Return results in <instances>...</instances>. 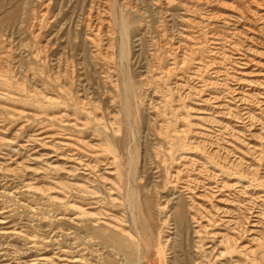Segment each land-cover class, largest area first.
I'll return each instance as SVG.
<instances>
[{
  "label": "rangeland",
  "instance_id": "1",
  "mask_svg": "<svg viewBox=\"0 0 264 264\" xmlns=\"http://www.w3.org/2000/svg\"><path fill=\"white\" fill-rule=\"evenodd\" d=\"M43 1H45L44 4H47V7H49V8H47L45 19L42 20L43 23L45 22L44 24L42 22L38 23L40 20V19H38V17L42 13L41 12L42 8H40L41 6H39V5ZM150 1H151V3H149ZM154 1H155V4H154ZM175 1L173 2V0H167V1L166 0H164V1L163 0H158V1H156V0H101L100 1V0H98V2H101V3L108 2L107 7H108L109 12L106 11V13L109 16V21L111 23L110 25L112 27H114V26L117 27L119 24L118 22L120 21L119 19L121 16V15H119L120 10L122 11L123 17L125 15L124 18H126L125 21L128 22L127 24H128V30H129V32H128V49H129V58L130 59L128 58V62H129L128 63V70H129L130 75L133 78V81L136 84L137 83L139 84L140 76L144 75L143 73L148 69L149 66L152 67L154 65L157 67H161L162 58L160 55L161 52H159V51H161L160 45L162 44V42L160 41V39L162 40V38H161L160 32H159L160 26L165 31L164 37H166V36H168L167 38L174 37L176 39L173 38V40L178 41V40H181L183 35H190L191 34V36L193 35L192 37L195 38L196 40H199L201 38L199 40L200 42L196 41V43L206 42L205 40H207V38L210 35L209 33L211 31L216 32L217 34H221V35H225L227 33L234 31V28H232V27H226V26H222V25L219 26L220 23H218V22H213V25H207L206 22L204 20H202L203 19L202 14L204 13V11H203L204 9L200 6L198 7L197 5H195L191 0H188V2H186L187 0H185V1L184 0H182V1L178 0L176 2ZM49 2H48V0L47 1L46 0H42V1L41 0H39V1L38 0H0V44L2 45V46L0 45V50L2 49V47H3V49H4V47H5V49H7V45H8V46H10V49H8V50H9V52H11L10 57H9L10 59H8L7 63L5 64L6 69L4 68V71L3 70L0 71L1 72L0 75L5 76L6 79L8 77L7 80L12 84V90H11L12 93L20 94L21 92L16 90V87L17 88L19 87L18 89H20V90H22L24 87L22 93L24 95L25 94L24 92H26L25 96H27L28 98H33V95H34V97H40L41 98V97H43L41 95H44V96L52 97L55 99L60 97L61 100H64L65 99L64 92L67 91L66 93L69 94V97L71 99L69 102L70 103L69 105H71V106L68 105V108L67 107L65 108L66 110H68L67 111V113H68L67 119L70 121V124H71V122H73V119L78 120L77 124H76V126L78 128H75V125L70 126V125L59 124V123H57V125H56V122H54V121L49 122L48 117H45L44 113H43L44 115L41 113L39 115V117L35 118V117H33V115H29V113L35 112L36 110L33 111V109L30 108L29 105H21L20 106L18 104L19 105L18 106L17 104L14 105V103L13 104L12 103H9V104L5 103V101L2 100L4 102V104H2V106L4 105V106H6V108L5 109H3L2 107L0 108V165H1L0 166V264H40V263H38L37 259L39 257H41V255L46 257V258H50L53 254H57V255L61 254L62 251L65 252V255L68 256V258L80 259V257H81V259L86 260V261L84 260L86 263L90 262L88 264H99V263L105 264L106 262H107L106 264H108V261H109V264H111V263L121 264L122 262L119 261L118 257L115 256L114 246H111L112 244L109 243V241L110 242L113 241L112 238H109V239L107 238L105 240L101 239V238L99 239L98 230L111 232L112 228H108V227L103 225V224H105L107 217L111 218V215L112 216H118V213H121L122 209H123L122 211H126L129 213L130 209H129L128 204L130 201L132 204L133 203L141 204L143 202L145 194H146L144 189H146L147 186L149 185L146 190H150L149 188H150L151 184H153V182H155V179H153L154 175H152V171L149 170L152 164H153L152 167L154 165L160 166L161 159L165 160L164 161L165 165L170 164V161H169L170 156L169 155L167 156V154H165V152H164L165 150H167L166 145H164L165 143L163 142L162 138L160 137L161 133H159L160 131L158 130V127L155 124V119L153 120V117L155 118V116H158V115H160V117H161V115L163 113L164 114L163 119H165V121H169L172 118V113H176V114L179 113L180 117H183V118L185 117L184 120L188 124V125L185 124L186 128L184 127V129L186 131L188 130L186 138L190 137V139H191L190 141L196 140L195 142L205 141V145H208L210 143L212 144L213 141L203 139V138H198V136H195V135H196V133L204 132V131H207V132L211 131L210 133H212L214 135V133L217 134L218 131L224 130L222 128H224L225 122L221 121V118H220L223 115L224 110L223 109H217V108L213 109V107H214L213 104H204L203 102L201 104L202 99L199 100L200 101L199 102L197 99L194 98V99H188L187 101L184 100L183 102L185 104L181 101V104H180L181 109H179L175 112H172L171 107H169L168 105L164 108L165 110H168V111L162 112V110L160 111L159 109L156 108L158 106L154 103V99L156 100V98H152V100H151V102L153 101L152 106H154L157 109L156 110L157 112L153 108L149 112L145 113V112H142V107L140 106V103L142 102V99H144L145 94L140 93V96H139V94H138V96H136L137 97L136 98V107H137L136 112L133 111L134 113L129 115L127 118L125 116H122V115H124V113L122 111V108H120L121 105L119 102L121 101L123 94L120 96L119 95L117 96V93L114 91L113 87L108 85V84H110V83H108L109 81L104 79V78H101L103 75L104 76L109 75V72L107 71L108 67H106L103 64L98 65L96 63H95L96 64V67H95L94 66L95 64L93 65V62L90 59V49L87 47V45L83 44V39H84L83 38L84 37L83 36L84 29L83 28L85 26L84 23H86L87 11L89 9L88 6L91 4V0H52V1L49 0ZM165 2H166V4H165ZM167 3H169V4L167 5ZM190 3L191 4L193 3L194 5L193 4L191 5ZM223 3L225 5L227 4V6L226 7H216L215 6V8L213 6L212 9H214L215 12H218V11L227 12L230 9L229 8L230 0H227V1L223 0ZM165 5H167V7ZM187 5H190L189 6V8H191L190 12H189L190 14H186L184 12V10H186L188 7ZM152 6H154V7H152ZM160 6H161V8L163 7L162 10H161ZM132 8H133V10H132ZM138 8H139V10H138ZM192 8H194V10ZM117 9H119V10H117ZM99 10H100L99 12L103 11L102 8H99ZM198 10H200L199 11L200 13H198ZM201 10H202V13H201ZM135 11H136V13H135ZM205 11H207V10H205ZM56 13H58V14H56ZM164 13H167V14H164ZM172 14L174 15L173 17H172ZM183 14H186V15H183ZM57 15H59V16H57ZM159 15H161V16H159ZM162 16L164 19L162 18ZM188 16H190L191 18ZM181 18H183V19H181ZM188 18L190 20H188ZM199 18H200V21H199ZM36 19H38V20H36ZM143 19H145V21ZM159 19H161V20H159ZM133 20H134V22H133ZM136 20H138L139 22ZM186 20H188V22ZM47 21L49 24L47 23ZM56 21H57V23H56ZM181 21H183V22H181ZM196 21H197V24H196ZM193 22H195V23H193ZM38 24H41V25L38 26ZM141 24L143 25V29H144L142 31L140 29V27H142ZM157 24H159V25H157ZM184 24H186V25H184ZM194 24H196V25H194ZM147 25H148V27H147ZM251 25L253 26V27L251 26V28H250L251 30H249L248 32H245L243 34V36H247V35L252 36L253 40L255 41L254 44H256V46H258L257 50L260 53V55H258V56L249 55L248 56V58H251L254 62L249 63V66H248L249 71L247 70V72H250V70H251V72H253L254 74H258V73L264 74V55L261 54V53H264L263 40H261L262 38H260L259 33L257 31H255V29H254L256 27V25L255 24H251ZM166 26H169L170 28L166 27ZM144 27H146V28H144ZM184 27H186V28H184ZM59 28H60V31H59ZM133 28H134V30H132ZM154 28H156V30ZM36 29L37 30L39 29V31H37ZM203 29H204V31L202 32ZM239 29L240 28H238V30ZM193 30H194V32H193ZM135 31L138 33V35H137V33H135ZM156 31H158L157 32L159 34L158 37H160V38L156 37L158 35L156 33ZM205 31H207V32H205ZM79 32H82V35ZM35 33H37V35ZM133 33H135V34H133ZM169 33H170V35H168ZM55 34H57V35L55 36ZM179 34H183V35H181L182 37ZM33 35H35V36H33ZM142 35H144V37ZM198 35H199V37H198ZM54 36H55V38H54ZM205 36H208V37H205ZM243 36H241V37H243ZM35 37H37V38H35ZM139 37H142V38H139ZM139 39H140V42H139ZM118 40H119V38H118ZM130 40H131V43H130ZM153 40L157 44L154 42L152 43ZM141 42L143 43V45L141 44ZM117 43H119V41ZM151 43L153 45H151ZM78 44H80V45H78ZM260 44H261V46H260ZM154 47H157V48H155V51H154ZM11 48H12V50H11ZM88 50H89V52H88ZM36 51L38 52V54L36 53ZM145 51H147L146 54H145ZM86 52H88L89 54ZM149 52H152V53L154 52L153 54L155 56L153 54H152V56L157 57V58L155 59L154 57H152L151 53H150V56H151V59H150V56L148 54ZM34 53L39 56L38 60H37V58L35 59ZM156 53H157V55H156ZM158 54H159V57H158ZM32 55L34 57H32ZM205 56L206 55L203 54L202 58ZM88 57H89V59H88ZM41 58H43V59H41ZM65 59H66V63H65ZM145 59H146V62L148 61L147 63L145 62ZM59 60H61L60 63H62V65L60 64L61 66L59 69H61V71L58 69V76H57V62ZM154 60H155V62H154ZM85 61H87V62H85ZM152 63H153V65H152ZM11 64L13 67H11ZM65 64H66V67H65ZM87 64H89V66H87ZM156 64H158V65H156ZM7 65H10V69H8L9 67H7ZM91 65L94 67L91 68L90 67ZM71 66L73 68H71ZM97 66L98 67L100 66V68H98ZM133 66H134V68H133ZM217 66H219V65L216 64L215 67H217ZM254 66H256V67H254ZM54 67H55V70H54ZM139 67H141V68H139ZM94 68H95V70H94ZM137 69H139V70H137ZM101 70L103 72L105 71V73H101L102 72ZM133 70H136V71H133ZM140 70H144V71H140ZM59 71L61 72V74L59 73ZM54 72H55L56 76H54V74H53ZM62 72H64V73H62ZM98 72H100L102 74V76H100L101 74ZM68 73L70 76L68 75ZM133 74H136V75H133ZM12 75H14V77ZM32 75H34V76H32ZM137 75H139V77H137ZM202 75H201L202 80L214 81V79H215L214 78L215 76L213 77V75L210 74V72L202 74ZM53 76L57 77V78L54 79ZM59 76L62 78L59 79ZM64 76H67V77H64ZM11 77H13V78L16 77V78L13 79ZM32 77H33V79H32ZM64 78H67V79H64ZM100 78H101V80H100ZM258 78H259V76H253L252 75L251 78H247V80H253V79H258ZM17 80L20 83H18ZM53 80H56L55 83ZM62 80H64V81H62ZM105 80H106V82H104ZM194 82L197 83V81H194ZM194 82H192V83L196 84ZM62 83H65V84H62ZM69 83H71L72 86ZM17 84H19V85L21 84V85L19 86ZM22 84H23V86H22ZM58 84H60V85L57 86ZM100 86H102V89H100L101 88ZM107 86H109V87H107ZM61 87H63V88H61ZM103 87H105L106 89ZM213 87H214V89L217 88L215 86H213ZM2 88H4V87L0 85V89H2ZM60 89H61V92H60ZM26 90H28V91H26ZM69 90H71L72 92L70 93ZM209 90L212 91L211 88ZM245 90L247 91L249 89L245 88ZM36 91L37 92L39 91V93L40 94L42 93V94L39 95V93H36ZM44 91H46V93ZM62 91H64V92H62ZM106 91H107V93H106ZM56 92H58V93H56ZM52 94H54L56 96L54 97V95L52 96ZM79 94H81L82 96L80 95L77 97V95H79ZM107 94H109V95H107ZM74 95H75V97H74ZM83 95L85 96L86 99H84ZM13 96H17V95H13ZM105 96H106V98H105ZM111 97H112V99H111ZM60 99H59V101H60ZM76 99H79V100L82 99V101L84 99V101H87V102L83 101L84 104L88 103L85 105V108L87 111L86 115L85 114H78L75 112L74 103H75ZM112 100L114 103L111 104L110 102ZM88 105L90 106L91 109L88 107ZM186 106L190 107V109L189 108L187 109ZM111 108H113V109H111ZM158 108H160V106H158ZM191 108L195 109L194 110L195 112L192 110L193 111V113H192ZM28 109H29V111H28ZM19 110H21V111H19ZM199 110H202L203 112L199 111ZM18 111L23 112V113L17 114ZM198 111L202 112V113H204V111H205L207 113V114L206 113H204V114H206L205 117H207L206 119L208 120V122L206 119H204L205 122H204V120L198 119V116H199V115H197ZM25 112H27V113H25ZM38 112L40 113V111H38ZM109 112L111 113V115L116 117L117 125H120V126L122 125L120 127L121 133L119 132L117 137L121 138L125 133L127 134V140L124 142V144L119 143L117 137L110 136L111 135L110 133L105 134V133L99 132L98 124L95 121L96 120L95 118H97V119L101 118L103 123H107V122L109 123L110 122L109 117H111ZM115 113L116 114L118 113V116L115 115ZM148 113H150V114H148ZM184 113H185V115H184ZM165 114H167V115H165ZM69 115H71L72 118H70ZM100 115H102V116H100ZM146 115H147V117L145 120ZM191 115H193L192 116L193 118L191 117ZM139 116H141V117L139 118ZM78 117H79V119H78ZM122 117H124V118H122ZM195 117H197V118H195ZM209 119H211V120H209ZM126 120H127V122H125ZM190 121H191L192 125L195 123L193 127H192ZM39 122H41V123H39ZM206 122L211 123V124H207ZM217 122H218V124H217ZM123 123H124L125 127L123 126ZM214 123H215V125H214ZM50 124H52V125H50ZM199 124H200V126H199ZM39 125L41 127L43 125L49 126V129L51 131L53 129L54 130L53 132H56V131H57V133L60 132L59 134L62 137L61 138L60 137L54 138V142H56V143L60 142V140L66 138V137L67 138L71 137L70 139H72V140H77V139L83 140V142L88 143V146L84 150V149H81L80 147H78L77 145H74V143H70L69 147L60 146L61 149L64 148L65 150L64 149H62L61 151L57 150V153H56L55 149H53L50 145H48V143L46 144V142H48V141L43 140V137H45V135L39 134L40 133L38 131V129L40 128ZM86 125L88 127H86ZM212 125L214 128L212 127ZM142 126H143V128H142ZM150 126H152V127H150ZM202 126H204V127L202 128ZM232 127H234V126L232 125ZM125 128H126V130H125ZM155 128H157L156 130H158V131L155 132ZM190 128L193 130L192 132H191ZM137 129L139 130V132ZM253 129L254 130L244 131L243 136L245 137L246 143H249L251 145L252 144H254V145L255 144L256 145L262 144V146L264 147V140H261V139L259 140L255 137L256 135L259 134V132L256 131L257 129H259V127H257V129L256 128H253ZM62 130H64V131H62ZM236 130L237 129L235 128L234 131H236ZM144 132H145V136L148 137L149 140H147L148 138H146L143 135ZM194 132H196V133H194ZM35 133H38V134L34 135ZM139 133H142V134L139 135ZM191 133H193L194 136ZM134 134H135V136H134ZM136 134H138V135H136ZM108 138L110 141H108ZM128 138H129V140H128ZM139 138L141 141L139 140ZM144 140H147V142ZM98 141L103 143L105 146L104 148H102L104 150L103 151L104 155L109 159L110 162H113V165L111 167H107L105 165H102L99 172H98V167L93 169L92 168L93 163L90 162V158L93 157L92 152L98 151V147H97L98 143H99ZM104 141H106L107 143ZM227 141H228L229 146L226 147L224 150L227 149L228 152L230 151L229 153L227 152L228 158L232 159V158L237 157L238 155L236 154L235 150L234 151L232 150L233 146L231 144H233V143H231L232 141H230V138ZM35 142H37V143H35ZM42 142H44V143H42ZM39 143H40V145H39ZM145 143H146L147 147H145V145H144ZM192 143L190 145H187L186 147L192 149L195 146V144H192ZM107 144L110 145L109 148H108L109 145L107 146ZM131 144H132V146H131ZM158 144H159V147H158ZM45 145L52 148V150L48 149L49 147L48 148L45 147ZM140 145H142V146H140ZM154 147L158 148L160 155L163 156V157L159 156V157H161V159L159 158L160 161H159V159H156L153 155L154 152H152V149ZM186 147L184 148L182 153H184L186 149H187L186 151H188V148H186ZM143 148L145 149V151L147 153L144 151ZM126 149L128 151H126ZM65 152H68V153H65ZM222 153H223V151H222ZM81 155H82V157H80V159H81V161H80V159L77 157H79ZM86 155L89 157H87ZM142 155H143V157H142ZM62 156H64V157H62ZM62 159H64V160H62ZM84 159H85V162L82 161ZM144 159H146V160H144ZM166 160L168 163L166 162ZM152 161H154V162H152ZM245 161L247 163L250 162L249 158L245 159ZM19 163H21L20 166L23 168H21L19 166ZM145 165L148 167H146ZM187 165L188 164H186V166ZM12 167H13V169L11 170L10 168H12ZM17 167H20V168H17ZM162 167H160L161 170H162ZM262 170L264 171V166L259 168L260 177H262L264 175V172H262ZM95 173H96V175H94ZM111 174H114L116 181L123 187L122 196H123L124 201H125L124 205H122L121 202H112L111 200H112V198H114V196H111V195L109 196L105 190L106 188L110 187L108 185L109 182L108 181L104 182L103 180L98 179V175H103L106 178H111L112 177ZM74 184H85L86 186H89L90 189L94 190L96 192V194H90L88 192L78 190V189L74 188ZM34 186H35V188H34ZM260 190H261L259 193L260 194V202L257 203L256 207L258 205H260V212L261 211L262 212H261V214L259 213L260 214L259 218L252 217L249 220V222L251 224L250 225L244 224L245 225L244 227L249 226L248 228L252 231H255V232H257L259 230L260 232L258 231L259 234L257 233V235H260L261 236L260 238H262V242H264L263 241V239H264L263 238L264 237V218L262 219V217H264V213H263L264 212V210H263L264 209V202H263V200H264V192H263L264 187L260 188ZM9 193H11L12 195ZM7 194H9V195H7ZM128 195L132 197V198H130V201H129ZM232 199H235V198H232ZM232 199L230 197L229 200H232ZM203 201L204 200H199L197 202L203 204V206H205L207 209H209L210 204L208 205V203H206V202L203 203ZM73 203L78 204L80 206L83 205L82 208L85 211H88L90 214H94V215L93 216L91 215L92 217L86 218V219H84V218L83 219H74V217H76V211H75L74 207L71 206ZM100 203L105 207H103ZM229 203H230V201L228 203L225 202L222 204H217L218 205L217 209L218 208L221 209V210L219 209V211H216L217 217L219 219L222 218V220L223 219L224 220H227V219L233 220V218H234V222L237 219H238L237 222L240 221L241 215L244 212H242V211L240 212V208L237 207V203L234 200L232 201L233 204L230 203L231 204L230 205ZM223 207H225L227 209H225ZM125 208H126V210H125ZM101 209H103V210H101ZM228 210H230V211H228ZM257 210L258 209H256L255 211H257ZM98 213H101L102 215L98 216ZM238 213H240V214H238ZM106 214H107V216L104 217V215H106ZM218 215L222 216V217H219ZM59 216H65V219L60 220ZM95 216H96V218H95ZM158 216L160 217V219ZM158 216H157L156 224H157V226H160L162 224V221H164V219H163L164 215L162 214V215H158ZM97 217L100 218L101 220H103V221L100 220L101 222H99V223H102L101 225H98V222H96V221H98ZM224 217H226V218H224ZM257 219H259V220H257ZM68 220H70V221H68ZM159 220L161 221V224H160V222H158ZM258 222H259V224H258ZM187 224L188 225L184 226L186 228L183 227L180 231L177 232L178 236L176 235L177 239L175 240L177 245H179L178 246L179 252H177L176 254H178L180 256L182 255V257L175 255V256H177L176 259L179 261L180 264H190V263L194 264L195 262H198L201 260H204L203 261L204 263L208 262L209 264H213V263L214 264H225V263L226 264L227 263L228 264H235V261L237 259L240 258L243 260V257H244V259L247 258V256L245 257L243 255L244 251L235 250V253L232 254V260L229 263V261L226 260L227 258H225V259L218 258L219 256H217V252H215V254H214V252H213V254L208 253L210 247H215L216 248L215 251L216 250L219 251L221 249L218 247L219 239L212 238V236H210L211 238L208 236H205L204 235L205 233L202 232L201 236L204 240V243H206V245H207V246L206 245L204 246L206 253H203L202 251L197 249L195 247V244H194L192 231H193V227H196L197 224H193V226H192V223L188 222ZM205 224H206L205 222H202V225H205ZM189 226L191 227V229ZM211 226H213V227H211ZM259 226L261 227V229ZM220 228H224V227L220 226L219 223L216 226L210 224L209 227L207 228L209 231L208 230L207 231L208 232H212V231L217 232L218 231L220 233H227V234H229V236H232V234H233V236L236 235V232L234 230L230 232L231 228L229 229L227 227L228 229L224 228L223 230ZM104 229H106V230H104ZM186 229H187L188 234L184 233V232H186ZM213 229H215V230H213ZM256 229H257V231H256ZM191 232H192V234H191ZM168 233H172V232L169 231ZM180 233H181V235H179ZM184 234L185 235L187 234L186 238H184L185 237ZM182 235H183V237H180ZM30 236H32L33 239ZM189 236H190V238H189ZM179 237H180V239H179ZM247 237H249V236H246V238H245V236L242 237L241 238L242 242H241V239L239 240V243H242L241 246H245V245H247L246 247L251 246L250 241H248V239L250 240V237L249 238H247ZM243 238H245L247 240H245ZM187 239H189V240H187ZM177 240L179 241V244H178ZM211 240H212V242H211ZM106 241L108 242V244ZM213 241H214V243H213ZM101 242H103L104 244ZM184 242L186 245L184 244ZM180 243H182V245H180ZM188 243L189 244L191 243V244L189 245ZM109 245H110V247H109ZM113 245H114V243H113ZM180 246H181V248H180ZM185 246H186V248H185ZM191 247H194V248H191ZM180 249L183 253L180 251ZM263 251H264V249L262 251H260V254L258 255V257L260 256L261 259H260V257L259 258L257 257L256 260H258V261H254L252 264H264V260H263L264 259V252ZM168 253L169 252H167V254H166L167 260H169V257H171V255H168ZM202 253H203V255H202ZM198 254H200V255L198 256ZM197 257H198V259H196ZM205 257H206V259H205ZM103 258H105V259L103 260ZM183 259H185V260H183ZM208 259H210V260H208ZM246 264H249V263H246Z\"/></svg>",
  "mask_w": 264,
  "mask_h": 264
},
{
  "label": "bare ground",
  "instance_id": "2",
  "mask_svg": "<svg viewBox=\"0 0 264 264\" xmlns=\"http://www.w3.org/2000/svg\"><path fill=\"white\" fill-rule=\"evenodd\" d=\"M156 1H158V0H156ZM174 1L175 0H173V2ZM176 1H178V0H176ZM191 1L195 5H197L198 7L200 6L204 9V10L202 9L204 11V13L202 14L203 15L202 20H204L207 25H213V22H218V23H220L219 26L222 25V26H226V27H232V28H234V31L227 33L225 35H221V34H217L216 32H213L210 30L211 32L209 33L210 34L209 37L205 36V37H208L207 40H205L206 42L196 43V41H199L201 38L199 40H196L195 38L192 37L193 35L191 36V34L190 35L179 34L180 36L183 35V37L181 36L182 37L181 40L175 41V40H173L174 37H170V38H167L168 36L164 37L165 31L161 28V26H160V28L158 27L159 32H160V36L162 38V40L160 39V41L162 42V44L160 45L161 51H159V52H161L160 55L162 58V64H161V67L154 66L153 63H152V65H153L152 67L148 65L149 67L143 73L144 75L140 76L139 84L138 83L136 84L133 81V78L130 75L129 70H128V63H129L128 62V58H129L128 32H129V30H128V24H127L128 22L125 21L126 18H124L125 15L123 17L122 11L120 10L119 15H121V16L119 19L120 21L118 22L119 24L117 27H115V26L112 27L110 25L111 23L109 21V16L106 13V11H108V7H107L108 2L101 3V2H98V0H91V4L88 6L89 9H88V11L86 10L87 11V18H86V23H84L85 26L83 28L84 29L83 44L87 45V47L90 49V59L92 60L93 65L96 63L98 65L103 64L106 67H108L107 68L108 69L107 71L109 72L108 76H106V75L105 76L103 75L104 77L102 76L101 73H105V71L103 72L101 70L102 71L101 73L98 72L101 74L100 75V76H102L101 78H104V79L109 81L108 83H110V84H108V85L113 87L114 91L117 93V96L118 95L120 96L123 94V97L121 96L122 98H121V101L119 102L121 105L120 108H122V111L124 113V115H122V116H125L127 118L129 115L136 112V110H137V107H136V98L137 97L136 96H138V94L140 96V93L145 94L144 99H142V102L140 103V106L142 107V112H145V113L149 112L153 108L155 109V111L157 109H159L160 111L162 110V112H166L168 110H165L164 108L167 105L169 107H171L172 112H175V111L181 109L180 108L181 107V105H180L181 101L183 102L184 100L187 101L188 99H194V98L197 99L198 101L202 99L201 104H202V102L204 104H213V106H214L213 109L217 108V109H223L224 110L223 115L222 116L220 115L221 121L225 122L224 128H222L224 130H220V131H218L217 134L214 133V135L212 133H210L211 131L210 132L204 131V132H199V133L194 132V133H196L195 136H198V138H203V139L213 141L212 144L210 143L208 145H205V141H202V140H201L202 142H195L196 140L190 141L191 140L190 137L186 138L188 130L186 131L184 129V127L186 128L185 124H187V123L184 120L185 117L184 118L180 117L179 113L176 114V113L171 112L172 118L169 121H165V119H163L164 118L163 113H162L161 117H160V115L155 116V118L153 117V120L155 119V124L158 127V130L160 131L159 133H161L160 137L162 138L163 142L165 143L164 145H166L167 150H165L164 152H165V154H167V156L168 155L170 156L169 157L170 164L169 165L164 164L165 160L161 159V157H159L162 155H160L158 148L154 147L152 149V152H154L153 155L156 159H159V158L161 159V161L159 159L161 164H160V166L154 165L152 167L153 164L151 165V167L149 166L150 167L149 170H151L152 175H154L153 179H155V182H153V184H151V186L149 188L150 190H146L149 185L147 186L146 189H144L146 194H145L143 202L141 204H138V203L132 204L130 201V198H132V197L128 195V198L130 201V202L128 201L129 202L128 206H129L130 212L128 213L126 211H122L123 210L122 209L121 213H118V216H112L111 215V218L107 217V220H106L105 224H103V225L108 227V228H112L111 232L98 230L99 239L101 238V239L105 240L107 238L108 239L112 238L113 241H111V242L109 241V243L112 244L111 246H114L115 256L118 257L119 261H121L123 264H180L179 261L176 259L177 256H175V255H178L176 253L179 252V250H178L179 245H177L175 240L177 239L176 238L177 232L180 231L185 225H188L187 224L188 222L192 223V226H193V224H197L196 227H193V231H192L195 247L197 249H199L200 251H202L203 253H206L205 249H204V246L206 245V243H204V240L201 236L202 232L205 233L204 234L205 236H208V237L212 236V238H217V239H219L218 247L221 249L219 251H217V250L215 251V249H216L215 247H210L208 253L213 254V252H214V254H215V252H217V256H219L218 258H222V259L227 258L226 260L229 261V263L232 260V254L235 253V250L244 251L243 255L245 257L247 256L246 259H244V257H243V260L240 258L237 259L236 261L234 260L235 264H246V263L252 264L254 261H258V260H256V258L260 254V251H262L264 249V242H262V238H260L261 236L257 235L259 230L257 231V229H256L257 232H255V231L250 230L248 228L249 226L244 227L245 225L251 224L249 222V220L252 217L259 218V215L262 212V211L260 212V205H258L257 207H256V205L258 202H260V194H259L261 191L260 188L264 187V175L262 174L263 176L260 177V173H259V168L264 166V147L262 146V144H259V145L252 144L251 145L249 143H246L245 137L243 136L244 131L254 130L253 128L257 129V127H259V129L256 130L259 132V134L256 135L255 137L259 140L260 139L264 140V74H260V73L254 74L253 72H251V70H250V72H247V70L249 71V68H248L249 63L254 62L251 58H248V56L249 55L258 56V55H260V53L257 50L258 46H256V44H254L255 41L253 40L252 36H249V35L243 36V34L245 32H248L249 30H251L250 29L252 26L251 24H255L256 27L254 29H255V31H257L259 33V36H260V38H262L261 40H263V44H264V0H230V5H229L230 9L228 11L226 10L227 12H220V11L215 12L214 9H212L213 6H214V8H215V6L216 7H226L227 4L225 5L223 3V0H191ZM48 2H49V0H48ZM186 2H188V0ZM44 3H45V1L41 2V4L39 5V6H41L40 8H42V11H41L42 13L38 17V19H40L38 23H41V22L43 23L42 20L45 19L47 8H49V7H47V4H44ZM149 3H151V1ZM154 4H155V1H154ZM165 4H166V2H165ZM168 4L169 3H167V5ZM167 5H165V6L167 7ZM187 6L188 7L186 10H184V12L186 14H190L189 13L190 9H191V8H189L190 5H187ZM152 7H154V6H152ZM99 8L103 9V11H101L102 13L99 12L100 11ZM160 8H161V6H160ZM162 8H161V10H162ZM192 9L194 10V8H192ZM117 10H119V9H117ZM132 10H133V8H132ZM138 10H139V8H138ZM202 10H201V13H202ZM205 10H207V11H205ZM199 11L200 10H198V13H200ZM135 13H136V11H135ZM56 14H58V13H56ZM164 14H167V13H164ZM186 14H183V15H186ZM57 16H59V15H57ZM159 16H161V15H159ZM173 16L174 15L172 14V17ZM190 16H188V17H190ZM162 18H163V16H162ZM38 19H36V20H38ZM161 19H159V20H161ZM181 19H183V18H181ZM143 20L145 21V19H143ZM188 20H190V19L188 18ZM188 20H186V21L188 22ZM136 21H138V20H136ZM183 21H181V22H183ZM197 21H196V24H197ZM199 21H200V18H199ZM133 22H134V20H133ZM47 23H48V21H47ZM56 23H57V21H56ZM193 23H195V22H193ZM186 24H184V25H186ZM196 24H194V25H196ZM39 25H41V24H38V26ZM157 25H159V24H157ZM141 26L142 27H140V29L142 31L144 29H143L142 24H141ZM147 27H148V25H147ZM166 27H169V26H166ZM144 28H146V27H144ZM184 28H186V27H184ZM238 28H240V29L238 30ZM154 29L156 30V28H154ZM132 30H134V28ZM194 30H193V32H194ZM37 31H39V29ZM59 31H60V28H59ZM203 31H204V29L202 30V32ZM157 32L158 31H156V33ZM205 32H207V31H205ZM37 33H35V34L37 35ZM79 33H81V35H82V32H79ZM135 33H137V32L135 31ZM135 33H133V34H135ZM56 35L57 34H55V36ZM137 35H138V33H137ZM168 35H170V33ZM33 36H35V35H33ZM55 36H54V38H55ZM142 36L144 37V35H142ZM158 36H159V34L156 37H158ZM241 36H243V37H241ZM198 37H199V35H198ZM35 38H37V37H35ZM118 38H119V40H118ZM139 38H142V37H139ZM158 38H160V37H158ZM174 39H176V38H174ZM118 41H119V43H117ZM139 42H140V39H139ZM142 42H141V44L143 45ZM153 42L156 43L154 40L152 41V43ZM130 43H131V40H130ZM152 43H151V45H153ZM78 45H80V44H78ZM260 46H261V44H260ZM155 48H157V47H154V51H155ZM8 49H10V46L7 45V49H5V47L3 49V47H2V49L0 50V71H2V70L4 71L5 64L7 63L8 59H10L9 57H10L11 52H9ZM11 50H12V48H11ZM88 52H89V50H88ZM88 52H86V53H88ZM146 52L147 51H145V54H146ZM36 53L38 54L37 51H36ZM150 53L152 56V54L154 52L153 53L149 52L148 53L149 56H150ZM203 54H205L206 56L202 58ZM261 54L264 55V53H261ZM156 55H157V53H156ZM34 56H35V59L36 58H37V60L39 59L38 55L35 54ZM34 56L32 55V57H34ZM151 56H150V59H151ZM154 56H152V57H154ZM158 57H159V54H158ZM154 58L156 59L157 57H154ZM41 59H43V58H41ZM88 59H89V57H88ZM60 61L61 60H59L57 62V76H58V69L62 65V63H60ZM87 61H85V62H87ZM145 62H146V59H145ZM154 62H155V60H154ZM65 63H66V59H65ZM96 64L94 65L95 67H96ZM216 64L219 66L215 67ZM156 65H158V64H156ZM87 66H89V64H87ZM94 66L91 65L90 67L92 68ZM7 67H9L8 69H10V65H7ZM11 67H13L12 64H11ZM65 67H66V64H65ZM254 67H256V66H254ZM71 68H73V67L71 66ZM98 68H100V66ZM133 68H134V66H133ZM139 68H141V67H139ZM54 70H55V67H54ZM59 70L61 71V69H59ZM94 70H95V68H94ZM137 70H139V69H137ZM60 71H59V73L61 74ZM133 71H136V70H133ZM140 71H144V70H140ZM55 72L53 73L54 76H56ZM64 72H62V73H64ZM208 72H210V74H212L213 77L215 76L214 81L202 80L201 75L208 73ZM68 75H69V73H68ZM133 75H136V74H133ZM252 75L253 76H259V78L253 79V80H247V78H251ZM12 76L14 77V75H12ZM32 76H34V75H32ZM13 77H11V78H13ZM64 77H67V76H64ZM137 77H139V75H137ZM15 78H13V79H15ZM55 78H57V77H54V79ZM61 78L62 77L59 76V79H61ZM101 78H100V80H101ZM7 79H8V77H7ZM7 79L5 78V76L0 75V85L4 87V88L0 89V97L2 96L0 98V108L1 107L3 109L6 108V106H4V105L2 106V104H4L3 101H5V103H8V104L9 103H12V104L14 103V105L19 104L20 106L21 105H29L30 108L33 109V111L36 110L35 112L29 113V115H33V117H35V118L39 117V115L41 113L42 114L44 113L45 117H48L49 122L54 121V122H56V125H57V123L66 124V125H70V126L75 125V128H78L76 126L78 120L73 119V122H71V124H70V121L67 119L68 118V113H67L68 110H66L65 108L66 107L68 108V105L70 104L69 102L71 100L69 97V94L66 93L67 91L66 92L62 91V92H64V95H65L64 97L66 100L65 99L61 100L60 97L55 99L52 97L41 95L42 93L41 94L39 93L40 90L38 92L36 91V93H39V95H41L43 97H41V98L40 97H34V95H33V98H28L27 96H25L26 92H24L25 93L24 95L22 93L24 87L22 90L18 89L19 87L18 88L16 87V90H18L22 94L21 93L20 94L12 93V91H11L12 90V84ZM32 79H33V77H32ZM64 79H67V78H64ZM106 80L104 82H106ZM53 81L55 83L56 80H53ZM62 81H64V80H62ZM194 81H197V83ZM17 82H18V80H17ZM192 82H194L196 84H193ZM18 83H20V82H18ZM65 83H62V84H65ZM69 84H71V83H69ZM17 85H19V84H17ZM59 85L60 84H58L57 86H59ZM22 86H23V84H22ZM71 86H72V84H71ZM213 86H215L217 88L214 89ZM100 87L99 88L102 89V86H100ZM107 87H109V86H107ZM61 88H63V87H61ZM103 88H105V87H103ZM210 88L212 89V91L209 90ZM245 88H248L249 90L246 91ZM26 91H28V90H26ZM44 92L46 93V91H44ZM60 92H61V89H60ZM69 92L71 93L72 91L69 90ZM56 93H58V92H56ZM106 93H107V91H106ZM13 95H17V96H13ZM53 95L54 94H52V96ZM80 95L81 94L77 95V97ZM107 95H109V94H107ZM55 96L56 95H54V97ZM106 96H105V98H106ZM74 97H75V95H74ZM152 98H156V100L154 99V103L156 105L160 106V108H158V106H157L156 107L157 109H156L154 106H152V104H153V101L151 102ZM59 99H60V101H59ZM79 99H76L75 103H74L75 112L78 114H85L86 115L87 111H86L85 105L88 104V103L84 104V102H87V101H84V99H86V98L84 96V99H83L84 102L82 101V99L81 100H79ZM111 99H112V97H111ZM113 100L111 102L110 101L109 102L112 104V103H114ZM69 106H71V105H69ZM88 107L90 108L89 105H88ZM186 108L190 109V107H187V106H186ZM29 109H28V111H29ZM111 109H113V108H111ZM192 110L194 111L195 109L191 108V111ZM19 111H21V110H19ZM19 111L17 112V114L23 113V112H19ZM38 111H40V113ZM193 111H192V113H193ZM199 111H202V110H199ZM199 111L197 113V115H199L198 119L199 120L206 119L207 117H205V116L207 113L204 111V113H206V114H204V113H202L203 111L202 112H199ZM25 113H27V112H25ZM185 113H184V115H185ZM148 114H150V113H148ZM110 115H111V113H110ZM115 115L118 116V113L117 114L115 113ZM165 115H167V114H165ZM69 116H70V118H72L71 115H69ZM100 116H102V115H100ZM192 116L193 115H191V117ZM140 117L141 116H139V118ZM146 117H147V115L145 116V120H146ZM122 118H124V117H122ZM195 118H197V117H195ZM78 119H79V117H78ZM95 119H96L95 121L98 124V129H99L100 133H105V134L110 133L111 134L110 136L117 137L118 133L120 132V127L122 125L121 126L117 125L116 117L111 115V117H109V119H110L109 123L108 122L103 123L101 118H98V119L95 118ZM209 120H211V119H209ZM125 122H127V120ZM204 122H205V120H204ZM207 122H208V120H207ZM39 123H41V122H39ZM190 123H191V121H190ZM194 124L192 125V123H191L192 127L194 126ZM207 124H211V123H207ZM217 124H218V122H217ZM50 125H52V124H50ZM214 125H215V123H214ZM232 125L234 127H232ZM43 126L42 127L40 126V128L38 129V131L40 132L39 134L45 135V137H43V140L48 141V142H46V144L48 143V145H50L53 149H55L56 153H57V150L61 151L62 149H64V148L61 149L60 146L69 147L70 143H74V145H77L78 147H80L81 149H84V150L88 146V143L83 142V140H78V139L72 140V139H70L71 137H69V138L66 137V138L60 140V142L56 143V142H54V138H59V137L61 138L62 136H60V134H59L60 132L59 133H57V131L53 132L54 130L52 129V131H51L49 129V126H44V127ZM123 126H124V123H123ZM199 126H200V124H199ZM86 127H88V126L86 125ZM150 127H152V126H150ZM203 127L204 126H202V128ZM212 127H213V125H212ZM142 128H143V126H142ZM235 128L237 129L236 131H234ZM156 129L157 128H155V132L158 131ZM125 130H126V128H125ZM190 130H191V132L193 131L191 128H190ZM62 131H64V130H62ZM138 132H139V130H138ZM145 132L143 134L144 136H145ZM36 134H38V133H35L34 135H36ZM140 134H142V133H139V135ZM191 134L193 135V133H191ZM136 135H138V134H136ZM134 136H135V134H134ZM228 137L230 138V141H232L231 143H233V144H231L233 146L232 150L233 151L235 150L236 154L238 155L237 157L232 158V159L228 158V153L230 151L228 152L227 149L224 150L226 147L229 146L228 141H227L229 139ZM146 138H148V137H146ZM126 140H127V134L126 133L121 138H118L119 143H122V144H124V142ZM128 140H129V138H128ZM139 140H140V138H139ZM147 140H149V138ZM147 140H144V141L147 142ZM106 141H104V142H106ZM108 141H110L109 138H108ZM35 143H37V142H35ZM42 143H44V142H42ZM191 143L195 144L194 147L192 146L193 147L192 149L186 147L187 145H190ZM39 145H40V143H39ZM108 145L109 144H107V146ZM142 145H140V146H142ZM144 145H145V147H147L146 143ZM131 146H132V144H131ZM45 147L48 148L49 146L45 145ZM97 147H98V151L92 152L93 157L90 158V162L93 163V166H92L93 169L98 167V172H99L102 165H105L107 167H111L113 165V162H110L109 159L104 155V153H103L104 150L102 148H104L105 146L103 143L99 142ZM109 147H110V145L108 146V148ZM158 147H159V144H158ZM185 147L188 148V151H186L187 150L186 149L185 152L182 153V151L184 150ZM52 148L49 147L48 149L52 150ZM126 151H128V150L126 149ZM144 151H145V149H144ZM222 151H223V153H222ZM65 153H68V152H65ZM62 157H64V156H62ZM80 157H82V155L77 157V158L80 159ZM87 157H89V156H87ZM142 157H143V155H142ZM247 158H249V161H250L249 163H247L245 161V159H247ZM62 160H64V159H62ZM144 160H146V159H144ZM167 160H166V162H167ZM80 161H81V159H80ZM82 161L85 162V159ZM152 162H154V161H152ZM21 163H19V166ZM186 164H188V165L186 166ZM20 167H17V168H20ZM146 167H148V166H146ZM160 167H162V170L160 169ZM21 168H23V167H21ZM10 169L12 170L13 167ZM262 172H264V171L262 170ZM94 175H96V173ZM111 176H112L111 178H106L103 175H98V179L103 180L104 182H106V181L109 182L108 185L110 187L106 188L105 190L109 196L110 195L114 196V198H112L111 201L112 202H121L122 205H124L125 201H124V198L122 196L123 187L116 181L114 174H111ZM34 188H35V186H34ZM74 188L81 190V191H84V192H88L90 194H96V192L94 190L90 189V187L86 186L85 184H74ZM9 194H11V193H9ZM9 194H7V195H9ZM230 197H231V199L232 198H235V199L229 200ZM199 200H204L203 203L206 202V203H208V205L210 204L209 209H207L205 206H203V204L197 202ZM233 200L237 203V207L240 208V212L241 211L244 212L243 214L241 213L242 214L241 220L237 222V220H238L237 219L234 222V218H233V220L232 219H227V220L223 219L222 220V218L219 219L216 215V211H219V209H220V208L217 209V206H218L217 204H222L225 202L228 203L229 201L231 204H233L232 203ZM263 202H264V200H263ZM71 206L74 207V209L76 211V217H74V219H83V218L86 219V218H90L94 215V214H90L88 211H85L82 208L83 205L80 206L78 204L73 203ZM103 207H105V206H103ZM223 208H225V207H223ZM225 209H227V208H225ZM256 209H258V210L255 211ZM101 210H103V209H101ZM125 210H126V208H125ZM228 211H230V210H228ZM162 214L164 215V218H163L164 221H162V224H161V221L159 220L158 222H160L161 225L159 224L160 226H157V224H156L157 216L162 215ZM238 214H240V213H238ZM101 215H102L101 213H98V216H101ZM105 216H107V214L104 215V217ZM219 217H222V216H219ZM95 218H96V216H95ZM224 218H226V217H224ZM263 218L264 217H262V219ZM59 219L64 220L65 216H59ZM97 219H98V221H96V222H98V225H101L102 223H99V222H101L103 220H101L98 217H97ZM159 219H160V217H159ZM257 220H259V219H257ZM68 221H70V220H68ZM202 222H205L206 224L202 225ZM218 223L220 226H223L224 228H227V227L229 229L231 228L230 232L234 230L236 232V235L233 236V234H232V236H229V234H227V233H220L218 231L217 232L216 231L215 232H213V231L208 232L209 230L207 228L209 227L210 224L216 226ZM258 224H259V222H258ZM211 227H213V226H211ZM184 228H186V227H184ZM224 228H220V229L223 230ZM190 229H191V227H190ZM260 229H261V227H260ZM104 230H106V229H104ZM213 230H215V229H213ZM169 231H171L172 233H168ZM192 232H191V234H192ZM184 233H187V229H186V232H184ZM179 235H181V233ZM186 235L184 238H186ZM244 236H245V238H246V236L250 237V240L248 239V241H250L252 247L251 246L246 247L247 245L241 246L242 243H239V240ZM30 237L32 238V236H30ZM180 237H183V235ZM180 237H179V239H180ZM249 237H247V238H249ZM189 238H190V236H189ZM245 238H243V239H245ZM187 240H189V239H187ZM245 240H247V239H245ZM263 241H264V239H263ZM112 242L114 243V245ZM185 242H184V244H185ZM211 242H212V240H211ZM241 242H242V239H241ZM101 243H103V242H101ZM213 243H214V241H213ZM107 244H108V242H107ZM178 244H179V241H178ZM180 245H182V243H180ZM109 247H110V245H109ZM180 248H181V246H180ZM185 248H186V246H185ZM191 248H194V247H191ZM180 251H181V249H180ZM167 252H169L168 255H171V257H169V260H167V258H166ZM203 253H202V255H203ZM200 254H198V256ZM178 256H180V255H178ZM180 257H182V255ZM104 259L105 258H103V260ZM196 259H198V257ZM205 259H206V257H205ZM210 259H208V260H210ZM260 259H261V257H260ZM37 260H38V263H40V264H88V263H90L88 261H87L88 263H86L85 262L86 260L84 259L85 260L84 261L83 259H81V257H80V259L68 258V256L65 255L64 251H62L61 254H59V255L53 254L50 258H46V257L41 255V257H39ZM183 260H185V259H183ZM203 261L204 260H201V261L195 262L194 264H209L208 262L204 263ZM108 264H109V261H108ZM111 264H113V263H111ZM114 264H117V263H114Z\"/></svg>",
  "mask_w": 264,
  "mask_h": 264
}]
</instances>
